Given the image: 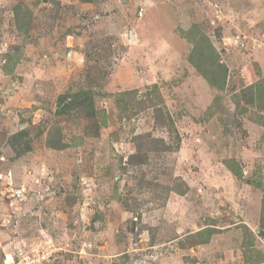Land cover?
Returning <instances> with one entry per match:
<instances>
[{
	"label": "rangeland",
	"instance_id": "obj_1",
	"mask_svg": "<svg viewBox=\"0 0 264 264\" xmlns=\"http://www.w3.org/2000/svg\"><path fill=\"white\" fill-rule=\"evenodd\" d=\"M205 39L224 90L188 60ZM258 83L264 0H0V264H264ZM82 89L98 113L60 114Z\"/></svg>",
	"mask_w": 264,
	"mask_h": 264
},
{
	"label": "trees",
	"instance_id": "obj_2",
	"mask_svg": "<svg viewBox=\"0 0 264 264\" xmlns=\"http://www.w3.org/2000/svg\"><path fill=\"white\" fill-rule=\"evenodd\" d=\"M85 1H91V0H85ZM20 8L15 7V12L17 15L19 14ZM32 14V13H30ZM200 56H203L205 59L207 57V60H205V69L201 70V73L203 76L207 79L211 87L213 88H218L220 90H224L226 87L227 83V71L226 67L224 65H220L218 61V55H217V50L214 47L213 43L210 42L208 39H205L202 41V45L199 46V43H196L194 46V49H192L190 56L188 57L190 63L192 65L197 66L198 68H202V66L198 65V62L201 60ZM11 57H16L18 59L17 55H11ZM15 59V60H16ZM11 63V61L9 62ZM8 71H11L9 68H7ZM157 87H155L154 92H156ZM247 101L249 104L256 105L259 109L260 112L264 111V85L261 86L260 83L258 84H253L251 87L248 88L247 91ZM134 92L126 91L122 93L121 95H131ZM152 94V93H151ZM154 96V94H153ZM157 97V95H156ZM153 100V99H152ZM159 101V100H158ZM152 105L155 107V104L152 103ZM84 106L86 107L87 112L90 115H96L98 113V110H96L95 107V101H94V92L91 90H85L82 89L79 92H76L75 94H72L70 96H61L60 97V102H59V108L58 112L60 114L62 113H67L72 109H75L77 107ZM162 108H157L156 105V121L159 124H166L164 121V116L159 114V111L161 113ZM261 119H259V122ZM263 123V121H261ZM106 123V121H105ZM29 135V130L27 129H22L12 135V142L14 149L18 151L19 154L24 153L26 151L31 150L32 148V139L29 137L28 139H25L24 137ZM155 141L156 150L162 149V150H169L170 146H168V143L164 141V139L160 138H154ZM48 146L55 148V149H64L68 147V144L65 143L62 139V137L59 136H50L48 137L47 140ZM235 160L232 159L230 160V164L232 166L233 171L237 176L240 178L243 177L242 175V170L237 169L232 165V163L235 164ZM260 183V181H259ZM262 183V182H261ZM181 193H184L182 191ZM263 213H264V208H263ZM217 229L215 227H205L199 231H197V236H198V242L199 243H209L211 236L217 232ZM259 252V251H255ZM260 258V257H259ZM252 264H259L261 261H257L256 259L250 260Z\"/></svg>",
	"mask_w": 264,
	"mask_h": 264
}]
</instances>
